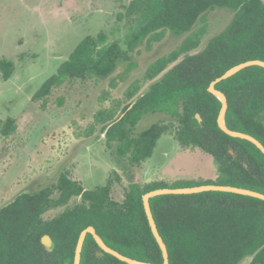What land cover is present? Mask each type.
<instances>
[{"label":"trees","instance_id":"trees-1","mask_svg":"<svg viewBox=\"0 0 264 264\" xmlns=\"http://www.w3.org/2000/svg\"><path fill=\"white\" fill-rule=\"evenodd\" d=\"M217 9L232 11L233 19L201 52L191 54L201 46L206 33L205 28L195 31V27L204 24L206 14ZM127 15L139 26L126 40L127 52H135L145 42H159L167 32L174 37L188 36L177 50L150 66L148 80L164 76L145 95L124 106L120 113L118 107L97 114L96 123L103 125L101 131L107 145L117 144V156L129 157L131 167H140L153 156L157 143L170 129L162 124L153 125L135 137V128L144 116L163 113L176 120L175 138L183 148L197 147L213 157L218 180L179 183L173 187L161 183L141 186L132 175L123 202H117L112 198L111 180L105 186L86 190L64 174L56 186L23 194L0 210V264H74L79 238L88 227H94L108 247L125 257L164 264L143 204L147 193L215 185L264 195V154L252 143L232 138L219 128L222 103L209 92L211 83L235 66L248 61L264 62V2L132 0ZM106 43L104 33L87 36L34 99L47 98L71 80L111 78L130 58L119 42ZM0 66L4 80L8 81L12 63L3 60ZM133 69L134 65L129 66L126 73ZM111 87H117L115 79L111 80ZM216 89L228 100L226 126L264 145V69H245L219 83ZM15 130L13 120L0 125V133L5 137ZM117 179L120 181V177ZM55 191L60 193L57 198H53ZM73 197L81 198V203L52 219H43L48 210L68 204ZM150 205L170 264H241L249 257L252 264H264V201L232 193L205 192L157 196L150 200ZM44 236L54 242L53 252H47L42 245ZM99 251L89 234L81 264H127L106 253L99 257Z\"/></svg>","mask_w":264,"mask_h":264},{"label":"rangeland","instance_id":"rangeland-1","mask_svg":"<svg viewBox=\"0 0 264 264\" xmlns=\"http://www.w3.org/2000/svg\"><path fill=\"white\" fill-rule=\"evenodd\" d=\"M131 2L0 0V62L13 65L8 81L0 66V125L13 120L16 126L9 137L0 133V210L23 194L56 186L64 174L86 190H95L111 180L112 198L117 202H123L132 175L141 186L161 183L173 187L218 180L213 157L197 147L183 148L175 138L176 120L163 113L144 116L135 128V137L153 125L170 129L157 143L153 156L138 168L131 167L129 157L117 156V144L108 146L101 131L103 125L96 123L100 111L119 107L120 113L160 81L164 74L148 80V69L177 50L188 36L174 37L167 32L161 41L150 45L145 42L135 52H127L126 40L139 27L127 15ZM233 17L234 13L226 9L207 13L204 24L195 27V31L206 30L201 46L191 54L201 52ZM101 33L107 35V45L119 42L130 60L106 81L71 80L47 98L34 99L82 40ZM131 65L134 69L126 73ZM112 79L117 82L115 89ZM59 195L55 191L53 198ZM79 203L81 198L73 197L68 204L48 210L43 219H52ZM241 264H252V258Z\"/></svg>","mask_w":264,"mask_h":264},{"label":"water","instance_id":"water-1","mask_svg":"<svg viewBox=\"0 0 264 264\" xmlns=\"http://www.w3.org/2000/svg\"><path fill=\"white\" fill-rule=\"evenodd\" d=\"M251 67H260L264 69V62L263 61H248L238 66H235L234 68L227 71L223 76H221L220 78L212 82L209 88V92L215 97H217L222 103V109H221V112L218 118L219 128L225 134H227L228 136L232 138L241 139V140H245V141L252 143L264 154V145L260 141H258L257 139H255L254 137L250 135L231 131L226 126L225 117H226V114L229 108L228 100H227V97L221 91L216 89V86L219 83L225 80H228L232 78L233 76H235L236 74L240 73L241 71L251 68ZM199 121L201 122V119H199ZM205 192L232 193V194L248 196V197H252V198H256V199L264 201V195L258 192L241 189V188L229 187V186H215V185H205V186H199V187L178 188V189H158V190L147 193L143 197V204H144L145 212H146V215L149 221L151 231L162 251L163 258H164V264H170L169 252H168L167 246L163 238L161 237L158 231V228H157V225H156L153 213H152L150 200L154 197L162 196V195H192V194H200V193H205ZM89 234L93 236L94 240L96 241L97 245L100 248V251L98 252L99 257L103 256V253H106V254L114 256L118 260L124 263H127V264H150V263H145V262H140L137 260L130 259L128 257L121 255L115 250L111 249L104 243L102 238L97 234L96 229L94 227H88L86 230L82 232L79 238L78 244H77L74 264H81L84 244ZM42 245L45 247L46 251L48 252H52L55 247L54 242L49 236H44L42 238Z\"/></svg>","mask_w":264,"mask_h":264},{"label":"crops","instance_id":"crops-1","mask_svg":"<svg viewBox=\"0 0 264 264\" xmlns=\"http://www.w3.org/2000/svg\"><path fill=\"white\" fill-rule=\"evenodd\" d=\"M133 176L135 177V175H133ZM135 181H136V178H135ZM136 183L140 184L139 182H136Z\"/></svg>","mask_w":264,"mask_h":264},{"label":"flooded vegetation","instance_id":"flooded-vegetation-1","mask_svg":"<svg viewBox=\"0 0 264 264\" xmlns=\"http://www.w3.org/2000/svg\"><path fill=\"white\" fill-rule=\"evenodd\" d=\"M43 215H44V214H43ZM53 251H54V250H53ZM53 251H52V252H53ZM47 252H48V251H47ZM49 253H50V252H49Z\"/></svg>","mask_w":264,"mask_h":264}]
</instances>
